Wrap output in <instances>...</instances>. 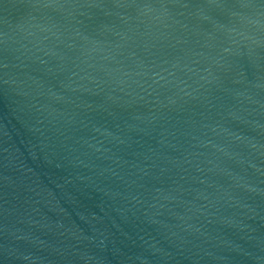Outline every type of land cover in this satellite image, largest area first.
Returning <instances> with one entry per match:
<instances>
[{
  "label": "water",
  "instance_id": "95a60500",
  "mask_svg": "<svg viewBox=\"0 0 264 264\" xmlns=\"http://www.w3.org/2000/svg\"><path fill=\"white\" fill-rule=\"evenodd\" d=\"M0 264H264V0H0Z\"/></svg>",
  "mask_w": 264,
  "mask_h": 264
}]
</instances>
